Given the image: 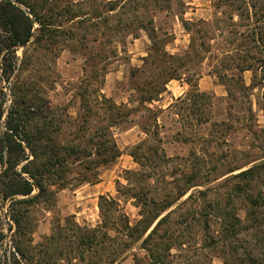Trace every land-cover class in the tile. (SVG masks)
<instances>
[{"label":"rangeland","instance_id":"1","mask_svg":"<svg viewBox=\"0 0 264 264\" xmlns=\"http://www.w3.org/2000/svg\"><path fill=\"white\" fill-rule=\"evenodd\" d=\"M11 1L31 17L34 26L29 42L16 47L15 56L7 55L16 62L9 80L0 70V104L4 111L0 141L7 122H16L15 113L32 107L27 101L42 110L44 121L53 122L59 130L56 138L67 145L75 139L84 142L98 125L105 123L101 115L105 111L101 106L104 98L134 109L111 129L121 156L113 164L99 168L96 182L80 186L71 182L54 199L40 200L30 209L34 243L45 242L60 225L68 228L69 220L96 227L101 222L99 197L108 195L119 203L121 215L137 228L131 247L115 264H150V256L158 252L153 243L144 246L143 240L168 213L156 235L158 240L162 237L159 242L163 247H171L169 252H161L166 254L161 264H224L221 247L212 243L219 230L214 204H226L227 179L264 161L263 66L255 73L243 74L248 87L244 92L224 85L216 74L220 70L231 75L228 66L240 55L251 59L264 56L241 36L247 21L227 6L217 8L218 0H158L157 4L148 2L147 12H136L127 5L110 13L112 24H118L119 19L130 24L129 30L111 36L104 30L108 16L104 3L111 0H23L26 4ZM31 8L42 16L43 26ZM137 14L138 20L131 23ZM141 20L155 28L152 34L161 53L188 60L179 72L180 78L168 82L167 90L157 100L144 104L139 103L138 89L156 77L159 67L153 63L151 31L140 29ZM184 21L193 23L192 30L187 31ZM197 27L204 32L217 30L207 54L192 52L198 44ZM236 48L244 52H237ZM6 53L7 50L0 55V63ZM86 88L88 92H84ZM81 92L88 93L84 101ZM201 93L208 97H193ZM88 109L93 115L86 130L81 127ZM149 147L157 148L167 161H160L155 167L154 162H137L131 155L149 156ZM4 169L0 168V176ZM210 187L217 189L209 190L206 196L200 194ZM141 189L142 201L154 198L173 203L143 237L140 234L152 219L143 218L137 199L127 195ZM259 191L264 192V179L254 183L253 193L257 195ZM0 204V251L4 257L11 250L14 229L9 202L0 200ZM248 204L236 198L228 209L234 205L248 223ZM258 211L257 216H262L264 205ZM205 220L209 223L206 231ZM248 235L242 234L241 240L251 242Z\"/></svg>","mask_w":264,"mask_h":264},{"label":"trees","instance_id":"2","mask_svg":"<svg viewBox=\"0 0 264 264\" xmlns=\"http://www.w3.org/2000/svg\"><path fill=\"white\" fill-rule=\"evenodd\" d=\"M17 1L26 4L23 0ZM122 1L111 0L104 3L108 14L104 21V30L111 36L129 30L130 24L123 19H119L118 24H112L113 17L110 13L117 12L127 5L133 7L134 11L136 9V12L138 10L147 12L148 2L152 1L151 4L158 2V0H126L124 3ZM215 6L217 8L227 6L240 19L247 21L244 25L247 29L243 34L241 33V36L244 35L249 43L254 44V48L259 49V53L264 52V0H218ZM31 11L36 21L43 26L42 16L33 8ZM230 18L233 19V14ZM135 19L138 20V14L134 15L131 23ZM138 23L142 24L140 29L151 31L149 36L153 40L152 47L155 49L153 63L157 65V68L159 67L156 77L147 82L148 89L146 87L141 90L137 88L141 93L139 103L144 104L157 100V97L167 90L168 82L179 79L181 75L179 72L188 60L185 62L182 61L184 57L179 58L168 55L166 52L161 53L156 47L155 35L152 34V32L155 33V28L149 27L144 20ZM202 23L208 25L206 21ZM183 24L187 31L192 30L193 23L184 21ZM33 26L31 17L21 7L11 0H0L2 31L0 33V55L7 50L0 63V70H3L7 80L16 69V62L7 55L14 54L15 56V48L29 42L33 35ZM195 30L198 44L193 46L192 52L201 51L207 54L212 48L211 41L215 39L217 30L212 28L204 32L200 27ZM235 33L237 34L238 31ZM73 37H76L75 32H73ZM236 50L244 52L243 49L236 48ZM262 66L264 68V56L251 59L246 55H240L228 66V70L232 71L231 75L220 70H217L216 74L224 85L233 86L231 89L244 92L248 90V87L243 81V74L246 71L255 73L258 67ZM87 90L86 88L84 92H88ZM84 92L80 93L83 101L88 95ZM229 94L232 95L231 92ZM194 96L208 97L205 93ZM103 100L105 102L101 101V106L103 105L105 111L101 115L103 114L102 119L105 123L98 125L93 134L84 142L77 141V139L73 140V144L68 145L59 142L56 138L59 130L53 127V122L44 121L42 110L39 111V108L34 107L35 104L29 101L27 104L32 107L28 106L23 112L17 111L14 117L15 123L7 122V130L0 141V168H5L0 176V200L9 202V218L13 223L14 234L9 255L5 253L3 257L0 251V264H115L131 247L137 228L131 226L125 215H121L119 203L108 195L99 197L101 222L96 227L82 226L73 219V221H66V224H70L68 228L63 225L54 228L43 243L35 244L33 238V223L29 212L36 203L40 200L54 199L56 193L68 188L71 182L76 186L96 182L99 168L113 164L121 156V150L115 142L111 129L123 122L134 109H128L124 105L118 106L110 99L104 98ZM3 113L0 104V124ZM197 113L196 116H198ZM86 114L81 128L86 127L87 130L89 120L93 115L92 109H88ZM149 151H151L149 156L134 153L131 155L137 162H154L155 167L160 164L158 162L167 161L164 155L158 153L157 148L149 147ZM263 179L264 161L233 175L224 182L226 185L223 184L227 186L229 193L224 206L220 203L214 204L218 210L219 230L217 238L212 243L221 247L224 264H264V214L257 216L259 207L264 205V192L259 191L257 195L253 193L254 183ZM213 188L199 192L206 196ZM214 189L216 190L217 187ZM119 191L121 192L120 189ZM184 194L185 192L178 198L180 199ZM127 195L137 199L143 218L152 219L144 227L140 237L147 234L153 224L173 205L168 200L156 201L154 198L150 200L145 198L142 201L141 197L144 196L142 189L139 193L134 192ZM236 198H242L249 203L250 222L246 223L242 220L234 205L232 209H228ZM209 206L211 207L212 204ZM205 216L207 217L208 214L205 213ZM168 217L169 213L158 221L143 240L144 246L153 243L155 251L159 253L150 256V264L164 262L166 254L161 252H169L171 249L169 245L163 247V243L159 242L162 237L158 240L156 236L158 229ZM142 221L144 219L137 225ZM1 226L0 218V230ZM208 229L209 223L205 220L204 230ZM111 232L115 235H111ZM244 233L249 234L251 242L245 241L246 239L241 240L240 236ZM149 251L152 252V249Z\"/></svg>","mask_w":264,"mask_h":264}]
</instances>
